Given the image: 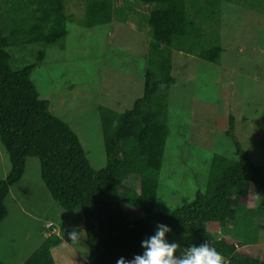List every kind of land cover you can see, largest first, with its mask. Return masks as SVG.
Instances as JSON below:
<instances>
[{
  "label": "trees",
  "instance_id": "obj_1",
  "mask_svg": "<svg viewBox=\"0 0 264 264\" xmlns=\"http://www.w3.org/2000/svg\"><path fill=\"white\" fill-rule=\"evenodd\" d=\"M233 1L132 0L121 7L116 0L84 1L79 23L85 27L116 17L126 22L137 3L151 6L144 17L149 45L143 94L124 112L99 107L107 163L96 169L76 132L52 112L32 79L45 51L22 68L12 65L11 47L34 43L64 47L70 19L67 0H0V143L10 162L0 180V223L8 216L6 198L23 178L27 158L37 157L54 201L69 213L82 214L88 249L83 264L131 260L160 224L182 234L181 251L208 242L221 255V264H264V255L247 249L264 243V200L258 197L264 193V167L237 140L236 159L213 155L204 191L184 199L170 214L154 211L169 134L170 91L176 82L172 53L182 51L220 63L221 4ZM231 224L233 238L216 236ZM53 236L57 235L44 238L22 264H54L52 247L61 240Z\"/></svg>",
  "mask_w": 264,
  "mask_h": 264
},
{
  "label": "rangeland",
  "instance_id": "obj_2",
  "mask_svg": "<svg viewBox=\"0 0 264 264\" xmlns=\"http://www.w3.org/2000/svg\"><path fill=\"white\" fill-rule=\"evenodd\" d=\"M84 1L67 0L70 19L64 47L34 43L10 51L14 68L35 62L38 52L45 51V58L32 72L40 97L50 101L52 112L78 135L92 166L101 169L107 159L99 107L124 112L142 96L149 45L144 17L151 6L137 3L126 22L116 17L85 27L79 23ZM126 2L132 0H116V5ZM219 31L218 64L182 51L172 53L176 82L170 91L157 213L170 214L184 199L204 191L213 155L237 158L234 140L264 167V0L222 2ZM9 169L0 143V180ZM133 182L137 187L138 179L134 177ZM259 195L264 200V193ZM6 205L8 216L0 223V264H22L52 235L61 240L52 247L54 264L85 262L88 249L82 214L69 213L54 201L37 157L27 158L25 174L12 186ZM233 229L231 224L227 232L219 230L216 236L233 238ZM166 236L169 243L179 245V256L182 234L173 231ZM247 249L258 257L264 255V243L250 244Z\"/></svg>",
  "mask_w": 264,
  "mask_h": 264
},
{
  "label": "clouds",
  "instance_id": "obj_3",
  "mask_svg": "<svg viewBox=\"0 0 264 264\" xmlns=\"http://www.w3.org/2000/svg\"><path fill=\"white\" fill-rule=\"evenodd\" d=\"M169 232L167 225H158L155 235L141 242L142 254L134 255L131 260L121 257L116 264H221V255L208 242L188 247L177 256L179 245L168 242Z\"/></svg>",
  "mask_w": 264,
  "mask_h": 264
}]
</instances>
